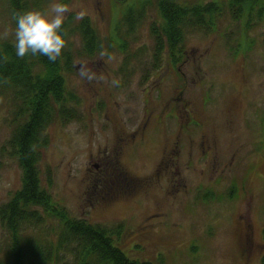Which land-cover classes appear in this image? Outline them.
<instances>
[{"label": "rangeland", "instance_id": "374dc122", "mask_svg": "<svg viewBox=\"0 0 264 264\" xmlns=\"http://www.w3.org/2000/svg\"><path fill=\"white\" fill-rule=\"evenodd\" d=\"M24 1L28 9L50 3ZM158 1L64 0L72 32L62 75L78 119H55L46 128L47 145L37 166L41 190L72 220L117 229L113 245L130 261L261 264L264 11L258 14L257 4H247L250 8L233 19L231 0H176L181 6L215 4L221 15L212 29L185 34L182 63L173 66L164 58L154 69L151 28L162 23ZM77 11H83L82 19L73 18ZM129 12L132 30L125 23ZM83 19L97 42L91 57L75 31ZM13 29L8 2L1 0L0 45L13 44ZM121 44L126 51H120ZM152 70L162 73L144 86ZM6 92L0 93V209L21 186L8 147L14 99ZM122 137L126 141L119 145ZM103 164L117 173L103 179L95 172ZM118 173L131 187L91 206L95 188L115 187ZM37 214L40 222L20 236L57 244L61 223L42 208ZM10 243L0 222V264ZM70 250L60 249L48 264H73Z\"/></svg>", "mask_w": 264, "mask_h": 264}, {"label": "trees", "instance_id": "16d2710c", "mask_svg": "<svg viewBox=\"0 0 264 264\" xmlns=\"http://www.w3.org/2000/svg\"><path fill=\"white\" fill-rule=\"evenodd\" d=\"M4 1L8 2L12 22L14 13L28 10L24 0ZM251 3L257 4L258 14L264 11V0H231V17L237 19L244 9L250 8L247 4ZM157 9L162 23L151 28L155 40L154 69L164 58L173 66L182 63L184 53L181 45L185 34L212 29L215 19L221 15V9L211 3L181 6L176 0H159ZM132 16L133 13L129 12L125 19L129 30L133 29L130 22ZM69 22L66 21L64 26L66 39L72 32ZM75 31L80 37L83 53L91 57L97 51V42L89 21L81 20ZM119 48L126 51L123 44ZM67 63L66 52H62L57 62L50 63L43 56L17 58L13 44L0 45V93L10 92L15 106L12 121L15 127L8 147L21 171L20 189L0 209V222L11 237L3 264H48L60 249L68 248H71L73 264H149L130 261L114 247L112 237L117 229L112 231L72 220L63 210L57 209L41 190L37 166L47 145L46 128L55 119L62 123L78 119L73 107L76 105L74 96L66 91L62 75ZM37 208L44 209L61 223L57 244L30 243L20 236L24 228L40 222ZM261 264H264V256Z\"/></svg>", "mask_w": 264, "mask_h": 264}, {"label": "clouds", "instance_id": "9594fccd", "mask_svg": "<svg viewBox=\"0 0 264 264\" xmlns=\"http://www.w3.org/2000/svg\"><path fill=\"white\" fill-rule=\"evenodd\" d=\"M70 9L64 0H50L46 9H28L13 14V48L17 58L43 56L57 62L67 46L64 30ZM82 19L83 11L73 12ZM103 54V53H102Z\"/></svg>", "mask_w": 264, "mask_h": 264}, {"label": "flooded vegetation", "instance_id": "af4514ba", "mask_svg": "<svg viewBox=\"0 0 264 264\" xmlns=\"http://www.w3.org/2000/svg\"><path fill=\"white\" fill-rule=\"evenodd\" d=\"M166 72L168 74V71H166ZM161 73L162 72L160 70L150 71L148 73V75L145 76V77L150 78V79L144 84V86L148 85L149 83H150V85H148V87L151 86V84H152L151 79L154 77L160 76ZM142 128H143L142 130L138 129V131L135 134L142 133V131L145 130V126H143ZM125 141H126V138L122 137L121 139H119V145H123ZM95 170H96L95 172L97 174L102 175L103 179H105L104 176L107 177V175L110 174L111 171H114V172L117 171L116 168H111V167H108L104 164H103V166H95ZM118 174L120 176H118L116 178V180L114 182H112V185H111V186L115 185V187L106 188L105 186H102L101 188H95V190L93 191V194H92L93 197L91 199V206H93V207L98 206V205L100 206V205L104 204L107 200H109V201L113 200L115 197L125 193L131 187V185H129V183L126 182L127 180L122 175V173H118Z\"/></svg>", "mask_w": 264, "mask_h": 264}]
</instances>
